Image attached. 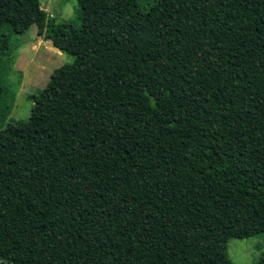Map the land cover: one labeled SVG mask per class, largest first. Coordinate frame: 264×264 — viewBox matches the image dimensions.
Here are the masks:
<instances>
[{"label": "trees", "instance_id": "1", "mask_svg": "<svg viewBox=\"0 0 264 264\" xmlns=\"http://www.w3.org/2000/svg\"><path fill=\"white\" fill-rule=\"evenodd\" d=\"M75 1L0 0V237L22 264H233L264 234V0ZM32 27L75 60L6 124Z\"/></svg>", "mask_w": 264, "mask_h": 264}, {"label": "rangeland", "instance_id": "2", "mask_svg": "<svg viewBox=\"0 0 264 264\" xmlns=\"http://www.w3.org/2000/svg\"><path fill=\"white\" fill-rule=\"evenodd\" d=\"M100 1L102 0L92 2V19H96L103 12L104 6ZM39 2L41 6L45 5L47 16L53 18L55 22H74L79 13L75 0H39ZM18 39L21 46L17 50L13 70L6 79L9 88L15 92L6 124L12 121H26L33 105L31 97L39 94L55 69L71 64L75 60L70 55H57L50 50L51 46L36 35L35 27ZM41 73L46 75L37 82L36 79ZM31 235L34 236L33 233ZM29 249L30 243L27 241L0 237V264H22ZM263 254L264 234L243 240L230 239L227 243V256L233 264H254Z\"/></svg>", "mask_w": 264, "mask_h": 264}, {"label": "crops", "instance_id": "3", "mask_svg": "<svg viewBox=\"0 0 264 264\" xmlns=\"http://www.w3.org/2000/svg\"><path fill=\"white\" fill-rule=\"evenodd\" d=\"M45 43H47V42H45ZM50 50H53L54 52H56L57 55H60V54H61L60 52H58V51H57L56 49H54L53 47H50ZM54 52H53V53H54ZM45 75H46L45 73H41V74L37 77V79H36L37 82H40V81L42 80V77H44ZM47 75H48V74H47ZM24 76H25V74H24ZM24 78H25V77H24ZM24 78H23V79H24ZM49 79H50V77H49ZM49 79L47 80L46 84L48 83ZM46 84L44 85V87L46 86ZM44 87H43V88H44ZM43 88H42V89H43ZM42 89H41V90H42ZM41 90H40V91H41Z\"/></svg>", "mask_w": 264, "mask_h": 264}, {"label": "water", "instance_id": "4", "mask_svg": "<svg viewBox=\"0 0 264 264\" xmlns=\"http://www.w3.org/2000/svg\"><path fill=\"white\" fill-rule=\"evenodd\" d=\"M45 6V5H44ZM44 6H41V9L44 10Z\"/></svg>", "mask_w": 264, "mask_h": 264}]
</instances>
